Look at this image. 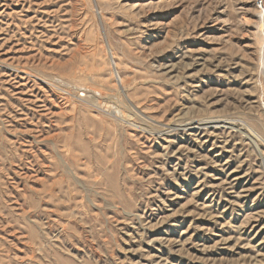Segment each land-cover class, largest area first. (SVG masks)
I'll return each mask as SVG.
<instances>
[{
    "label": "rangeland",
    "instance_id": "1",
    "mask_svg": "<svg viewBox=\"0 0 264 264\" xmlns=\"http://www.w3.org/2000/svg\"><path fill=\"white\" fill-rule=\"evenodd\" d=\"M262 15L0 0V264H264Z\"/></svg>",
    "mask_w": 264,
    "mask_h": 264
},
{
    "label": "bare ground",
    "instance_id": "2",
    "mask_svg": "<svg viewBox=\"0 0 264 264\" xmlns=\"http://www.w3.org/2000/svg\"><path fill=\"white\" fill-rule=\"evenodd\" d=\"M246 25L249 27L255 26L256 23L250 20H245ZM259 29V42L262 48L263 62H264V15L261 17V25L258 27Z\"/></svg>",
    "mask_w": 264,
    "mask_h": 264
},
{
    "label": "built area",
    "instance_id": "3",
    "mask_svg": "<svg viewBox=\"0 0 264 264\" xmlns=\"http://www.w3.org/2000/svg\"><path fill=\"white\" fill-rule=\"evenodd\" d=\"M259 5H260V7L262 8V3H261V2H260V4H259Z\"/></svg>",
    "mask_w": 264,
    "mask_h": 264
}]
</instances>
